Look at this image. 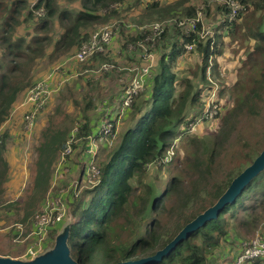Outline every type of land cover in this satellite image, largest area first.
<instances>
[{
  "label": "trees",
  "instance_id": "16d2710c",
  "mask_svg": "<svg viewBox=\"0 0 264 264\" xmlns=\"http://www.w3.org/2000/svg\"><path fill=\"white\" fill-rule=\"evenodd\" d=\"M73 1L78 4L76 11L59 7L57 0H36L27 9V17L23 21L34 17V12L40 9L44 11V16L40 15L34 23V32L28 35L29 41L25 43L22 37L12 41L10 38L17 24L21 23L16 19V13L27 7L26 0H10L9 3L0 0L4 12L0 20V46H7L2 56L12 57L6 60L4 66L0 65V219L3 213L21 211L20 220L26 229L22 231L18 227L17 237L29 235L40 201L50 189L53 162L61 155L68 157L69 152L78 146L77 139L83 143L89 141L96 127L93 113H90L97 103L106 101L102 109L105 111L108 107L112 112L108 111L103 119L109 118L107 121L116 126L114 121L122 97L134 77L131 63L139 65L148 54L154 53L157 64L151 69L145 86L131 95L129 104L123 109L122 126L116 140L104 148V154L86 175L85 185L88 186L71 193L68 203L74 220L65 228L68 255L79 264H111L149 256L162 249L187 223L212 206L232 179L264 147L261 148L257 141L249 144L247 138L250 133L257 138L264 131V123L261 127L258 123L264 109V0H235L239 10L231 23H227L230 12L228 0H214L215 6L211 9L213 13L220 12L223 21L217 27V33L204 36L205 39L199 37L200 21L196 22L195 31L190 32H186L184 23L179 24V21L197 18L199 8L190 0H134L130 5L128 0ZM130 6L135 11L130 19L136 28L126 27L127 31L119 29L115 40L120 41V51L117 50L115 58L112 57L113 49L108 45L83 62L73 59L81 43L87 41L99 27L112 20L125 27L127 22L123 21L122 13L130 15ZM137 6L140 8L137 9ZM204 12L211 14L207 2L204 3ZM55 18L62 30L51 47L54 51L50 52V58L64 56L62 66L69 79L77 74L72 68L74 65L97 72L86 77L75 96L71 97L73 116L69 118V111L66 118L60 121L50 120L41 132L42 138L36 146L35 174L26 199L6 201L3 188L9 165L3 153L7 146L8 129L2 126L10 118L15 105L22 103V94L24 96L34 85L33 76L27 69L45 53L42 47H49L53 41L47 33H40L46 32ZM226 36L232 39L241 36L246 53L235 71L239 79L223 83L221 78L224 76H220L218 70L227 65H221L218 57ZM186 44H192V49L187 50ZM143 47H147L146 51H142ZM187 53L195 58L193 66L183 71H172L175 61ZM104 63L111 65L109 70L100 68ZM209 75L216 76L215 82L208 79ZM121 77L124 88L107 96L101 83ZM214 86H217L218 100L223 99L224 92L233 95V103L220 117L219 141L209 148L206 142L191 135L186 155L181 161L182 175L173 174L162 188L157 187L153 181L147 180L148 172L152 167L160 171L172 161L175 154L167 153L172 135L177 130L183 138L187 136L190 129L187 125L194 122L196 116L186 117V110L189 107L199 110L202 107L199 100L201 91ZM118 97L115 109L114 98ZM67 98L62 96L63 101ZM23 109L25 117L32 111L33 105H23ZM220 111L221 105L220 110L216 108L214 118L219 117ZM196 113L202 116L203 110ZM185 117L186 122L183 121ZM243 127H247L244 135ZM231 135L237 158L249 163L230 166L220 178L216 175L221 165L217 156L222 154H219L222 150L215 146H220ZM255 149L256 154H253ZM258 192L262 196L261 201L246 205L245 200L255 198ZM239 208L245 213L237 217ZM261 215L264 217V169L216 217L198 226L159 261L151 264H215L216 252H225L227 260L234 262L242 250L243 238L240 239L230 227H241L251 232L261 223L257 230L264 234ZM4 219L9 221L7 217ZM54 245L55 242H50L40 254L50 251ZM226 246L233 250H226ZM231 253L232 257H228ZM244 264H264V256H257Z\"/></svg>",
  "mask_w": 264,
  "mask_h": 264
},
{
  "label": "rangeland",
  "instance_id": "374dc122",
  "mask_svg": "<svg viewBox=\"0 0 264 264\" xmlns=\"http://www.w3.org/2000/svg\"><path fill=\"white\" fill-rule=\"evenodd\" d=\"M36 0H26L27 7L23 9L21 12L16 13V19L18 21H21L20 24H17L16 28L12 31L11 41L13 39H16L18 37L24 38L27 43V40L29 41V34L31 32H34L32 27L34 26V23L39 20L40 15H43V12L41 9L34 12V17L28 18L26 21H23L24 18L27 17L28 8L35 3ZM134 0H128V5L132 4ZM160 1H168V0H160ZM3 3H9L10 0H1ZM207 2L210 5V15H206L204 12V3ZM57 3L59 7L67 8L71 11H76L78 9V4L76 1H68V0H57ZM190 3L198 6V12L197 17L199 18V21L201 22V28L207 29L209 27H216L214 30V33H217V27H220V18L221 13L214 12L211 8L215 6L214 0H190ZM127 5V4H126ZM140 8L137 6V9ZM4 12H2L0 7V20ZM128 13L130 15H127L125 12L122 14L124 15V20L127 22L124 26H121L120 23H117L115 20H112L109 24H114L116 33L113 36L110 45V48L113 49L112 57H116L117 50L120 49V41H114L115 37L119 33V29H125L127 31L126 27H131L132 29H135L134 22L131 21L130 17L134 15L135 11L133 9L128 10ZM44 16V15H43ZM186 20V19H185ZM134 24V25H133ZM186 25V23L184 22ZM105 26V25H103ZM101 26V27H103ZM134 26V27H133ZM100 27V28H101ZM143 27V26H142ZM61 27L57 23V18L53 20V22L50 24L49 29L44 32L42 31L40 35H44V33H47L49 37L53 40L49 47L44 46L42 47V50L45 51V53L34 60L33 63L29 65V71L30 74L33 76L34 84L36 82L43 83V80L47 78V76H50V83L52 84L50 86L49 93L46 97V99L43 102L42 107L39 109V111L45 107L40 113L39 111L35 115L34 118V127L31 129L26 128V117L29 115H26L23 117L24 109L22 110L23 105H28L29 103L26 101L27 92L22 94L20 99H23L22 103H17L10 116V118L3 124L2 128L8 129V134L6 136V150L3 153L4 159L7 161L9 165V171L6 176V180L4 182V192L3 195L5 196L6 201H23L26 199L30 186L33 180V176L35 174V163L34 160L36 159V146L39 144V140H41L42 135L41 132L44 130V128L48 125L49 121H60L64 118H66V115L70 111V117L73 116L72 109V101L71 97L75 96L76 91L80 88L81 85H83L85 78L90 76L91 74L96 75L97 71H91L88 68L84 69L81 66H72V68L76 69L77 74H75L72 78L69 79V76H67L65 69L62 66L63 58L64 56H59L58 58H50V52H53L52 45L55 40H57L61 33ZM99 29H96L97 31ZM124 30V31H125ZM93 30H91L92 32ZM94 31V32H95ZM125 31V32H126ZM92 32L91 35L94 33ZM214 35V34H213ZM209 37L207 34L205 36ZM1 38V36H0ZM204 38V39H205ZM223 48L222 53L218 57V61L222 65L226 64L227 67L218 70L220 76H224L221 78L226 83L228 81L234 82L236 79H239L238 76H236V70L237 67L241 64L240 60L242 57L245 56V44H241V36H237L234 39L230 38L229 36H226L223 40ZM6 44L0 46V65L4 66L6 64V60L9 58H12L11 56L5 58L2 56V51L7 50ZM25 47V44L22 45V48ZM147 47H145L142 51H145ZM120 50H118L119 52ZM32 55L37 56V54L32 53ZM191 53H187L182 58L179 57L178 60L175 61L174 65L172 66V71H178L177 69L183 71L187 67L193 66L194 63V57L190 56ZM75 60V59H74ZM77 61V60H75ZM177 62V64H176ZM157 64V55L156 54H149L146 56V58L141 61L139 65H135V63H131V70L134 71V75L137 73L139 67L140 70L135 78H133L130 81V84L137 83L140 85L139 89L141 87L145 86V84L148 82L149 73L151 69ZM135 65V66H134ZM152 65V66H151ZM147 66H151L150 69L146 71ZM140 74H142V77H140ZM140 77V78H139ZM216 78V76H215ZM215 78L211 75L208 76V79L213 83L215 82ZM140 79L139 81H137ZM241 79V78H240ZM240 81V80H239ZM238 81V82H239ZM236 82L235 84H237ZM124 80L123 78H118L115 80H107L106 82H102L101 85L104 87V91L107 92V96H111L112 93L117 92L124 88ZM54 84V85H53ZM214 85V84H213ZM227 93V95H226ZM229 95V96H228ZM63 97H68L66 100H62ZM114 97H117L115 95ZM121 98V96H120ZM114 98L115 100V109L118 106V101L120 99ZM48 100V101H47ZM113 100V103H114ZM199 100L202 103V107L198 110V108H192L189 107L188 110H186V117H189L190 115H194L195 120L192 123H188L187 127L190 129L187 133V136L183 138L184 136L177 133V130L174 132V136L172 135L170 144L167 147V153L169 154H175L172 157V161L166 165L159 171L155 168H151L150 172H148L147 180L153 181V183L159 187L162 188L167 180L169 179V176L173 174L182 175L181 173V161L186 155V148L188 147L189 138L191 135H193L194 138L197 140L206 142L207 146L209 148H212L214 146V142H218L219 138L217 135L218 127L220 125V117L224 115L225 111L229 109L231 104L233 103V95H231L229 92H224L223 99L218 100L217 95V86H214L212 88H207L201 91ZM20 101V102H21ZM47 101L46 105L45 102ZM117 101V103H116ZM105 103L99 104L97 103L96 107L93 109V111L90 113L92 115L93 113V119L95 120L96 127L93 129L92 136L89 137V141L86 143L80 142L78 139L76 140L77 147L69 152V156L66 157L65 155L59 156L55 162H53L52 166L53 170L51 172V179H50V189L47 192L46 196L43 200L40 201V206L37 208V210H48L50 213L51 219H55L53 223L50 224L49 229L45 231L43 234H32L25 237L21 236L18 238V230L19 228L24 231L26 228L24 227V224L21 223V211L15 212L12 210L11 212H8V214H2V219L4 217H7L9 221H3L0 219V255L2 256H8L11 258L21 259L25 258L31 259V256L28 250L31 245L34 246V250L38 255L43 251L44 246L49 245L50 242L54 243L57 239L60 238V235L63 236L66 235V227L70 222L74 220V217L70 211V206L68 201L71 199V193L75 194L79 191L80 187L88 186L85 185L86 175L92 171L94 162L101 157L104 154V148H108L113 144V142L116 140L118 132L120 131V128L122 126V119L123 114L121 112V109L119 108L117 113V118L114 121L116 123V127H112L107 121L109 118H104V115H108L107 112L111 111V108H106L104 111L102 108H104ZM45 105V106H44ZM221 105V111L219 117L216 119L214 118V114H216V108L219 107L220 110ZM120 107L122 105L120 104ZM200 110H203V115L197 114L196 112ZM39 113V115H38ZM112 114V113H111ZM122 114V115H121ZM213 114V115H212ZM121 115V117H120ZM112 116H115V113L113 112ZM186 117L183 120L186 122ZM247 121V120H246ZM258 123L261 127V125L264 123V109L262 111V115L258 117ZM110 125V126H109ZM115 132H114V131ZM98 131V132H95ZM107 131V132H106ZM247 127H243V135L246 133ZM98 134V135H97ZM189 134V135H188ZM91 138V139H90ZM248 142L249 144L253 145L254 143L259 142V146L262 148L264 145V131H261L259 136L257 138H254L252 134L250 133L248 136ZM232 135L227 140L222 142L220 146H215L220 148L222 151L219 153L221 155H218L217 158L220 160V169L216 172V175H218L220 178L224 177V174L226 170L232 166H239V163L248 164L249 162H243V160H240L236 156V149L234 147ZM175 148H177L175 150ZM214 148V149H215ZM201 150V148L199 149ZM257 149L254 150L253 154H256ZM258 153V152H257ZM171 157L168 156L167 160ZM180 157V159H178ZM183 168V167H182ZM185 177L187 178V174H185ZM70 197V198H69ZM262 199V196L258 192L255 198L248 197L245 200L246 205L250 206L255 203H259ZM36 210V211H37ZM38 211V212H39ZM230 211V210H229ZM259 212V210H258ZM245 210L242 208H239L237 210V217L244 215ZM57 215L60 217L57 218ZM264 217L261 215V222L263 221ZM233 221L234 219L231 218ZM14 221V223L12 222ZM16 223V224H15ZM234 222H231L232 224ZM261 223L257 227H255L251 232H247L241 227H230L232 232H235L238 237L241 239L243 238L242 243L247 241L251 236L255 234V231L258 229ZM19 227V228H18ZM28 229V228H27ZM30 229V228H29ZM29 230H27L28 232ZM38 238H42L41 240H37ZM32 241H31V239ZM62 238V237H61ZM54 239V241H53ZM31 241V242H30ZM225 249H230L228 246L225 247ZM233 253V252H232ZM232 253L228 255V257H232ZM215 256V264H237L235 263L237 260H234V262H230L227 260V256L225 255V252H216L214 253ZM218 257H222L221 259H218ZM241 264H244L241 263Z\"/></svg>",
  "mask_w": 264,
  "mask_h": 264
},
{
  "label": "built area",
  "instance_id": "2783aa9c",
  "mask_svg": "<svg viewBox=\"0 0 264 264\" xmlns=\"http://www.w3.org/2000/svg\"><path fill=\"white\" fill-rule=\"evenodd\" d=\"M227 6L230 9L229 14L227 15V23H231L236 19L238 10H239V5L235 0H228L227 1ZM199 21V18H192L188 19L186 21H179V24H183L184 22L186 23V32L190 31H195L196 29V22ZM220 21H223V19H220ZM222 23V22H221ZM158 25H156L157 27ZM216 27H209L207 29L201 28L200 31V38H204L207 34L209 36H212L214 34V30ZM99 30L95 31L90 38L82 42L81 45L79 46L78 50L75 52L73 59L83 62L85 61L88 57H90L95 51H103L106 46H108L111 43V40L113 36L116 33L114 24L110 25H105L103 27H99ZM192 44H186L185 48L187 50L192 49ZM144 49V47H143ZM146 51V49H145ZM149 55V54H148ZM147 55V56H148ZM152 66V65H151ZM151 66H147V69L145 72H147ZM111 65L104 63L101 65V69L103 70H109ZM141 67H139L137 73L134 75L133 80H135L139 70ZM140 77H142V74H140ZM139 77V78H140ZM138 79L137 81H139ZM52 84L50 83V76L43 80V83H40L39 81L36 82L29 90L27 91V96H26V101L28 103H31L33 105L32 111L29 113V115L26 117V128L31 129L34 127V118L39 109L42 107L44 100L46 99L50 86ZM54 85V84H53ZM137 83H132L130 86L125 90V93L122 97L121 100V105L120 107L121 112L127 105L129 104V99L132 94L136 93L138 90H140ZM213 115V114H212ZM110 123V122H109ZM110 125L114 128L116 126H113L111 123ZM109 125V126H110ZM107 132V131H106ZM91 139V138H90ZM67 150H69L67 148ZM60 216L57 215V218ZM55 219H51L50 213L48 210H41L39 211L36 216L35 220L32 225V229L30 231V235L32 234H43L47 229H49V226L51 223H53ZM35 235V236H36ZM37 237V236H36ZM41 240L42 238H38L37 240ZM34 246L31 245L28 247L27 252L30 253L31 259L35 257L38 253L33 249ZM257 256H264V234L261 232V230H256L255 234L251 236L247 241L242 243V250L240 254L237 256V261L235 263L241 264L247 260H252Z\"/></svg>",
  "mask_w": 264,
  "mask_h": 264
},
{
  "label": "water",
  "instance_id": "95a60500",
  "mask_svg": "<svg viewBox=\"0 0 264 264\" xmlns=\"http://www.w3.org/2000/svg\"><path fill=\"white\" fill-rule=\"evenodd\" d=\"M263 169L264 147L256 155L253 161L232 179L229 186L217 199V201L187 223L162 249L149 256L119 261L111 264H151L155 261H159L163 255L167 254L179 241L187 237L190 232L205 223L207 220L216 217L225 205L233 202L241 193L245 185ZM65 238L66 235H60V238L56 240L54 247L50 251L36 255L30 260H21L0 255V264H79L68 255Z\"/></svg>",
  "mask_w": 264,
  "mask_h": 264
},
{
  "label": "crops",
  "instance_id": "0c3cea01",
  "mask_svg": "<svg viewBox=\"0 0 264 264\" xmlns=\"http://www.w3.org/2000/svg\"><path fill=\"white\" fill-rule=\"evenodd\" d=\"M214 34H216V32L214 33ZM116 40L114 39V41L113 42H115Z\"/></svg>",
  "mask_w": 264,
  "mask_h": 264
}]
</instances>
